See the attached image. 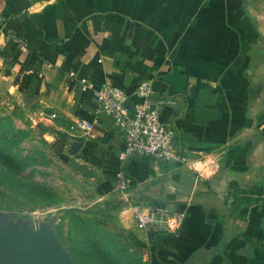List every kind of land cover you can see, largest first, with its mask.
<instances>
[{
  "label": "crops",
  "instance_id": "1",
  "mask_svg": "<svg viewBox=\"0 0 264 264\" xmlns=\"http://www.w3.org/2000/svg\"><path fill=\"white\" fill-rule=\"evenodd\" d=\"M144 79L175 100L159 117L201 175L120 157L121 133L93 89L110 82L130 95ZM0 85L93 200L120 201L115 222L146 264H264V0H0ZM74 118L90 130L69 129ZM119 167L127 200L112 186ZM231 182L244 190L235 207ZM131 202L182 211L179 228L161 218L137 228Z\"/></svg>",
  "mask_w": 264,
  "mask_h": 264
},
{
  "label": "rangeland",
  "instance_id": "2",
  "mask_svg": "<svg viewBox=\"0 0 264 264\" xmlns=\"http://www.w3.org/2000/svg\"><path fill=\"white\" fill-rule=\"evenodd\" d=\"M0 114L7 115L13 126L26 131L21 140L9 147L17 164H0V220L30 230L35 223L46 224L76 264H89L75 255L80 233L89 227L119 247H136L135 235L115 222L114 210L120 201L93 200L86 193L85 179L76 176L33 130L22 104L1 85Z\"/></svg>",
  "mask_w": 264,
  "mask_h": 264
},
{
  "label": "built area",
  "instance_id": "3",
  "mask_svg": "<svg viewBox=\"0 0 264 264\" xmlns=\"http://www.w3.org/2000/svg\"><path fill=\"white\" fill-rule=\"evenodd\" d=\"M17 45L19 49H24V44L18 40ZM79 82L89 86L85 78H79ZM152 92L148 79L140 81L130 95L110 82H103L93 89L97 110L109 115L121 133L123 149L120 157L135 155L165 162L174 161L201 175L195 166V160L175 147L173 127L159 117L160 107L174 104L175 100L168 96H154ZM130 96L135 100L131 101ZM126 100L130 102L129 108L124 104ZM91 126V121L74 118L68 128L84 134ZM128 183L123 168L119 167L114 173L112 186L123 200H127L125 194ZM129 205L135 226L141 230L154 226L156 218H161L163 229L167 232H175L180 226L182 211L154 208L143 202H131Z\"/></svg>",
  "mask_w": 264,
  "mask_h": 264
},
{
  "label": "trees",
  "instance_id": "4",
  "mask_svg": "<svg viewBox=\"0 0 264 264\" xmlns=\"http://www.w3.org/2000/svg\"><path fill=\"white\" fill-rule=\"evenodd\" d=\"M25 134L26 131L23 128L13 126L7 115L0 114L1 165L13 166L17 164V161L12 157L9 147L21 140ZM229 187V195L232 196L231 202L234 204L233 207H235L245 199V197L240 195L244 190L232 182ZM80 235V240L78 241L80 244L75 251V255L84 261L87 260L89 264H145V261L143 262L140 257L143 244L139 240L135 243L136 247H130L129 245L119 247L114 241L100 234L93 227L84 229Z\"/></svg>",
  "mask_w": 264,
  "mask_h": 264
},
{
  "label": "water",
  "instance_id": "5",
  "mask_svg": "<svg viewBox=\"0 0 264 264\" xmlns=\"http://www.w3.org/2000/svg\"><path fill=\"white\" fill-rule=\"evenodd\" d=\"M129 108V100L124 101ZM80 145L71 140L67 152L73 153ZM0 264H76L59 245L55 234L46 224L35 223L33 230L0 220Z\"/></svg>",
  "mask_w": 264,
  "mask_h": 264
}]
</instances>
